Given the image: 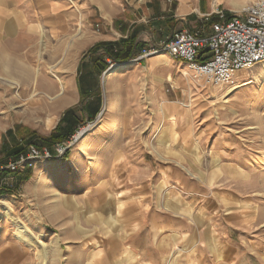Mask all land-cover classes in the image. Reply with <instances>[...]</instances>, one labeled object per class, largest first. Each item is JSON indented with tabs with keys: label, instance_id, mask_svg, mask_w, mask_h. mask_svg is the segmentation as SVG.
Masks as SVG:
<instances>
[{
	"label": "rangeland",
	"instance_id": "374dc122",
	"mask_svg": "<svg viewBox=\"0 0 264 264\" xmlns=\"http://www.w3.org/2000/svg\"><path fill=\"white\" fill-rule=\"evenodd\" d=\"M49 1L43 0L42 7L48 10ZM56 1L59 6L73 1L79 7L82 0ZM211 1L221 9L219 21L221 12L231 18L256 0ZM42 15L43 11L38 22L32 14L27 21L8 14L5 24H0L1 78V71L19 65L1 63L2 59L35 55L30 59V73L20 70L14 78L7 76L20 87L3 85L0 79V97L5 100L18 91L35 88L40 81L35 75L38 66L42 72L48 71L45 81L51 86L53 80L58 83L57 77L65 81L66 73L77 80L87 58L93 68L96 59H102L100 43H89L81 54L73 56L75 48L71 41L66 42L69 35L74 42H90L91 34H86L81 24L67 35L60 22L66 20L63 11L57 13L58 23L43 20ZM77 15L75 21L84 22ZM97 19L96 15L89 17L95 30L99 29ZM48 23L60 24L59 32L52 34ZM38 49L44 52L42 59L37 57ZM56 51L60 58L51 62ZM106 64V69L98 68L95 94L75 95L67 109L50 118L51 123L45 117L25 119L27 97L13 98L8 107L0 109V121H4L0 139V264L42 261L39 248L17 238L15 223L5 218L4 201L34 233L43 227L40 239L48 246V264H148L145 257L153 253L151 238L163 225L189 233L179 240L187 249L201 243L212 254L224 257L226 245L233 240L246 258H259L246 247L264 238V63L240 72L237 85L242 87L227 103L220 98L221 86L208 84L184 62L164 54L147 58L139 77L131 75L122 81L111 77L121 65L112 58ZM37 93V99L44 101L45 94ZM83 98L87 106L103 105L101 110L88 117L87 111L79 108ZM158 99L162 101L159 106ZM162 106L166 112L161 115ZM9 111L23 117L8 119ZM82 129L86 131L76 138ZM58 132L62 140L46 142ZM91 136L104 139L105 148L89 157L77 153L78 149L92 152L94 142L87 141ZM47 153L53 158H46ZM73 157L75 166L69 161ZM62 161L61 166L48 167ZM57 249L59 252H53Z\"/></svg>",
	"mask_w": 264,
	"mask_h": 264
},
{
	"label": "crops",
	"instance_id": "0c3cea01",
	"mask_svg": "<svg viewBox=\"0 0 264 264\" xmlns=\"http://www.w3.org/2000/svg\"><path fill=\"white\" fill-rule=\"evenodd\" d=\"M3 1L6 2V5H0V11L5 12L0 15L1 25L5 24L4 19L7 20L6 18L8 14L15 15L19 20H28V15L32 14L34 21H38V16H41V11H43V20H46L47 18L52 20L57 19L56 21L58 23L60 18L57 16V13L63 11L66 20L62 18V21L60 22L63 23L62 29L65 30V34L69 35L70 30L80 24L86 29V34H91L90 42L84 39L76 40L74 42V39L70 37L71 35H69L70 38H66V42L68 41L69 43L71 41V45L73 44L72 48H75L72 50L73 56H76L79 53L81 54L83 49L88 46L89 43H100L101 49L98 54L103 55L102 60L106 62L107 59L112 58L114 62L121 65V68L113 72L111 75L113 80L116 81H122L123 78L130 79L132 76L139 77L142 73L140 67H143V62L139 63L135 60L142 48L160 44L170 38L175 32H180L185 29L199 28L202 36H209L212 34L213 24L218 21L217 13L221 10L220 8L216 9L211 0H82L79 3V7H77L73 1L72 3H66V6H59L61 4H58L56 0H50L48 2V10L45 7H42L43 0ZM90 5L92 9L89 8ZM78 13L80 14V17L84 19V22L82 21L81 23H78L75 21ZM210 13H213L212 16L205 19L204 16L206 14L211 15ZM91 15H96L98 17L96 20V22L98 21V30L93 29L92 24L89 23V17ZM39 20L41 22V19ZM57 23H48L49 25L51 24L49 30L52 34L58 33L60 30V24L58 25ZM2 28L3 26L0 28V31ZM66 53L65 57H67L68 54ZM58 54L59 55L55 54V61L60 58V51ZM7 58L8 60L3 59L4 62H22L21 58L17 59L16 57L13 58V56H9L5 59ZM85 61V63L88 62V64H82L81 75L80 77H77V80L72 77L73 74L66 73L67 78L63 83L65 85V95L70 101L77 94L84 95L85 97L90 94H95L99 87V64L93 68V64L89 63V58ZM184 63L189 69V65L186 62ZM146 65H148V61L146 62ZM68 70H70V72L72 71L71 69ZM239 74L240 73H238L237 76H239ZM48 75V71H43L41 72L39 79H43L44 82H46L45 79H48ZM73 79L74 82L76 81L75 83L72 81ZM40 83L38 87L40 93L54 96L55 93L59 92V86L54 80L53 84L47 87L40 86ZM17 93L9 100H5L4 96L0 97V109H2L4 105L8 107V103H10L9 101H12L13 98V101L20 100L17 99ZM32 95L35 94L30 92L27 97L29 99L27 100L26 105L28 108H38L40 105L32 103V100L34 99V97L32 98ZM84 100L85 99L83 98L79 108L80 110H86L89 114L88 117L94 116L103 106L100 107V104L99 106H97L98 104L96 106H87V104L84 103ZM71 103L72 102L66 105L63 109H67ZM11 114L12 113L9 111L7 116L8 119L10 117L11 119L23 117L21 113ZM28 121L32 120L28 119ZM3 127L4 121L2 120L0 121V139L3 137ZM71 128L72 127L69 129ZM98 138L100 137L91 136L87 140L88 142H94V146H92L91 149L92 152L90 150L81 152V150L78 149L77 153L89 157L95 151L105 148V140L100 138L101 140L99 139L96 141ZM75 158L76 157L71 158V160L69 159L73 166H75V163L72 164ZM63 162L64 161L59 163L56 162L53 166L48 167H58L63 165ZM48 167H46V169H48ZM64 172L65 171L62 173ZM57 176H60V174H57ZM163 226L155 230L154 236L151 238L152 246L150 247H152L153 253L151 255L148 254V258L145 254V259L148 264H264V238L255 243L250 242L248 244L249 246L246 247L249 253H255L259 257L255 260H252L253 257L246 258L241 250L238 247H235V242L233 240L226 245L223 252L225 255L222 257L214 252V254H212V250L207 249L205 246H201V243H194L189 249L185 246H181L179 240L183 238L182 235H189V233H182L176 229H165ZM186 244L187 243H184V245ZM234 248H237L238 250L234 252ZM168 250L169 252L166 253ZM173 251L174 254H172Z\"/></svg>",
	"mask_w": 264,
	"mask_h": 264
},
{
	"label": "built area",
	"instance_id": "2783aa9c",
	"mask_svg": "<svg viewBox=\"0 0 264 264\" xmlns=\"http://www.w3.org/2000/svg\"><path fill=\"white\" fill-rule=\"evenodd\" d=\"M162 54L186 62L208 84L233 86L239 72L264 63V0L245 6L231 18L221 12L209 36H202L199 30L175 32L159 46L143 48L135 61L142 63ZM45 157L53 158L49 153ZM9 168L17 169L14 165Z\"/></svg>",
	"mask_w": 264,
	"mask_h": 264
},
{
	"label": "bare ground",
	"instance_id": "6f19581e",
	"mask_svg": "<svg viewBox=\"0 0 264 264\" xmlns=\"http://www.w3.org/2000/svg\"><path fill=\"white\" fill-rule=\"evenodd\" d=\"M6 1V0H5ZM5 4L6 5V2H4L2 0V2L0 3V5H3ZM3 14L5 13L4 11H1ZM25 21H27V19H24ZM57 20V19H56ZM61 26V25H60ZM81 26V25H80ZM41 28V27H40ZM78 31V30H77ZM44 34V33H43ZM81 39V38H80ZM64 45V44H63ZM81 45V43H80ZM29 46V45H28ZM57 50V49H56ZM59 51H57V55ZM27 53V55L22 59V62L19 63V65L17 64L16 68L13 69H9V70H3L1 71V76L2 78L0 77L1 79V82H3V85H6V86H10V87H13V86H19L18 82L17 81H14L13 79L10 80V79H7V76L8 77H15L16 76V73L17 71H20V70H24V71H27L28 73L31 72L32 70V66L30 65V59L31 58H35V55L34 53H32L31 55H29ZM43 55H44V52L43 50H40L38 49V54H37V57H39L40 59L43 58ZM46 56V55H45ZM56 59V57L52 58L50 61L51 62H54ZM1 63H11V61H5L2 59ZM13 63H17V62H13ZM41 63V62H40ZM43 64V63H42ZM41 65V64H40ZM42 66V65H41ZM43 68V67H42ZM50 70L52 68H49ZM11 70V71H10ZM30 70V71H29ZM48 70V69H47ZM35 75H36V78L38 80L39 79V76L41 74V67L38 66V68H36L35 70ZM19 73V72H18ZM240 73V72H239ZM18 77V76H17ZM41 81V83H40ZM39 82H37V84L34 86L35 88L33 89H24L21 93L20 91L17 93V98L19 99H25V97H28L30 92H32L33 94L35 95H32V98L34 97V99H36V97L39 95V93H37V91L39 90L38 87H39V83L41 84L40 86L42 87H47L48 85L46 84V82H43L42 80H40ZM57 81L60 85L59 87V92L58 93H55V95H49V94H45V100L44 101H41V99L39 100H32V103L35 104V105H40L38 108L36 109H33V108H27L26 110V114L27 117L25 118H28V119H35V120H38L39 119H49L50 123H51V119L50 118H54L58 112H60L61 109H63L66 105H68L71 101L68 99V97H66L65 95V85L63 83V81H61V79H59L57 77ZM30 82V81H29ZM33 82V81H32ZM24 85V83H23ZM28 85V84H27ZM20 87V86H19ZM219 87V86H218ZM242 87V85H237V82L233 85V86H221L220 90H222V92H217L220 94V98L221 100L223 101V103H227L229 101V98L240 88ZM28 88V87H27ZM43 94V93H42ZM41 94V95H42ZM31 96V95H30ZM43 100V99H42ZM162 103L161 99H158V101H156V104H158V106ZM155 104V105H156ZM222 108L224 107L223 105L221 106ZM220 108V109H222ZM162 110L163 111H160L161 112V115H162V112L165 113L166 112V108L162 106ZM217 113H218V109H217ZM43 117H45L43 119ZM34 120V121H35ZM171 122H173L174 124H176V119L175 117H172L171 118ZM46 123V122H45ZM42 124V123H41ZM44 124V123H43ZM86 129H82L81 132L76 136L79 137L81 136L85 131ZM84 131V132H83ZM2 207L5 209V218L8 219V220H11L13 221V223H15L16 225V236L17 238L21 241V242H24L26 243L27 245L29 246H33L35 248H39L41 251L38 252V257H40V259L42 260L40 264H48L49 261H50V257H49V251L46 250V247H48L46 245V243H44L41 239H40V236L41 234H43V227L40 228L38 227L37 228V232L34 233V231H32L28 225L22 223L16 216H15V211H14V208L10 205V203L8 201H4L2 202ZM121 211V210H120ZM61 246V245H60ZM178 249V248H177ZM59 252V250H53V252ZM57 254V253H56ZM60 258V257H59ZM57 260V258H56Z\"/></svg>",
	"mask_w": 264,
	"mask_h": 264
},
{
	"label": "trees",
	"instance_id": "16d2710c",
	"mask_svg": "<svg viewBox=\"0 0 264 264\" xmlns=\"http://www.w3.org/2000/svg\"><path fill=\"white\" fill-rule=\"evenodd\" d=\"M98 48H99V45H98ZM206 58H202L201 59V61H204ZM97 61H96V63L97 64H99V67L100 68H102V66L104 67L103 69H106V67H107V64H106V62L104 61V60H102L101 58H99V59H96ZM96 64V65H97ZM60 130H61V127H60ZM63 139V136H62V134H60L59 132H58V134L56 135V134H54L52 137H51V139H49L48 141H46V142H48L49 144L51 143V144H55V143H57L58 141H60V140H62Z\"/></svg>",
	"mask_w": 264,
	"mask_h": 264
}]
</instances>
